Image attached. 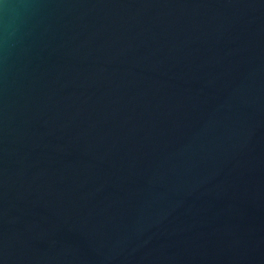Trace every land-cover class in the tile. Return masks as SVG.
<instances>
[{"label": "water", "instance_id": "95a60500", "mask_svg": "<svg viewBox=\"0 0 264 264\" xmlns=\"http://www.w3.org/2000/svg\"><path fill=\"white\" fill-rule=\"evenodd\" d=\"M0 264H264V0H0Z\"/></svg>", "mask_w": 264, "mask_h": 264}]
</instances>
